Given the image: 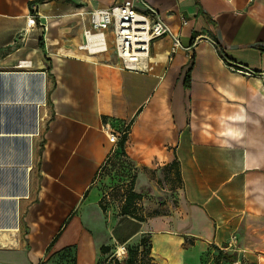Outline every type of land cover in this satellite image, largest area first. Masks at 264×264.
<instances>
[{
    "label": "crops",
    "instance_id": "crops-1",
    "mask_svg": "<svg viewBox=\"0 0 264 264\" xmlns=\"http://www.w3.org/2000/svg\"><path fill=\"white\" fill-rule=\"evenodd\" d=\"M122 1L0 0V79H14L0 80V117L5 105L37 111L48 101L50 109L36 167L21 166L19 221L0 227V264H98L100 246L142 234L158 264H203L232 235L248 264H264V0H144L181 46L172 51L168 36L156 39L141 70L122 68L113 48H79L87 13ZM66 17L82 22L75 47L60 43ZM21 96L32 100L6 103ZM2 133L10 132L0 126ZM110 133L126 137L123 158L144 221L119 213L128 184L117 206H107L98 176L119 149ZM173 163L180 183L168 187ZM12 186L0 144V203L20 198Z\"/></svg>",
    "mask_w": 264,
    "mask_h": 264
},
{
    "label": "rangeland",
    "instance_id": "rangeland-1",
    "mask_svg": "<svg viewBox=\"0 0 264 264\" xmlns=\"http://www.w3.org/2000/svg\"><path fill=\"white\" fill-rule=\"evenodd\" d=\"M46 17H51L53 19H60L62 17V14H54V12H51L49 15H45ZM64 16V15H63ZM68 19H71L69 17L65 18V23H62L59 30L57 32L63 33L62 40H60V43L65 46H74L78 42L76 35L78 31L80 30V27L82 25V22L79 21V18L73 21H66ZM83 19V18H82ZM44 20V19H43ZM82 21V20H81ZM45 26V25H43ZM106 39L108 48L112 50L113 47V35L110 30L105 31ZM75 39V40H74ZM109 56H114V53L110 51ZM3 82H11L14 79L8 78V77H2L0 79ZM29 81L28 78H26V82ZM10 91H8L10 97L12 96V93H14V88L12 83L10 84ZM6 92L2 93V96L5 99ZM25 100L30 101L32 99L21 96L16 99H8L6 103L9 101H15V100ZM10 104V103H8ZM23 104V103H22ZM7 110L3 115L0 117V126L1 129H3L6 132H31L36 131V135L32 136L31 138H27L24 136H17V137H3L0 139L1 147L4 151L7 152L8 155V161L10 165L11 175H12V187H13V195L18 196L20 195V198H17L15 200L7 201L0 203V227L7 226V225H13L15 220L18 223L19 221V215L22 209V203L21 200H24L22 196V192L24 191V173L26 176V171L24 170V173L21 171V166H23V163L28 161L27 156V150L29 148V143H31L30 147V168L36 167L37 160H38V152H39V146L41 143V138L43 136V132L46 128L47 120L49 117V102L47 101L45 103V106H40L37 111L33 108H30L29 106H6L4 110ZM31 139V140H30ZM122 160H124L122 157H118L116 155H113L107 165H105L99 176H98V182L100 184V187L103 192H105L106 195L109 196V202H107V206H110L112 204L116 205L120 202V197L122 194L121 187L125 184H127L131 177L133 176L132 170L128 169L123 165ZM28 175V172H27ZM169 182H166L168 187H176L178 186V182L176 179H170ZM162 186V184H161ZM22 191V192H21ZM106 197V196H104ZM119 206V205H118ZM15 217V218H14ZM11 232V231H8ZM5 233V232H4ZM244 235V234H242ZM151 241V239H150ZM155 244H159V242H154ZM129 244H138L137 242H132ZM151 244L153 242L151 241ZM237 246L240 248L241 242L237 241ZM227 245V244H226ZM120 249L122 250V246H116L111 245L110 252L108 255L103 256L99 260V264H115L112 261H108L112 256H115L116 251ZM125 249V246H124ZM222 250V249H221ZM196 252V253H195ZM198 250L191 251L188 254L189 258L195 257ZM223 252H226L223 250ZM227 255L235 254L238 259H240V264H246L247 261L245 257H243V252H240L238 255L237 253H232L230 251L226 252ZM216 255V251L213 250L211 247L203 256V264H210L212 262L213 257ZM152 256V255H151ZM153 257V256H152ZM113 258V257H112ZM126 258V250L125 254L121 255L120 259L123 260ZM149 257L145 255L143 252H140L135 259V264H148ZM154 259V258H153ZM107 260V261H106ZM155 260V259H154ZM223 264V263H222ZM248 264V263H247Z\"/></svg>",
    "mask_w": 264,
    "mask_h": 264
},
{
    "label": "built area",
    "instance_id": "built-area-1",
    "mask_svg": "<svg viewBox=\"0 0 264 264\" xmlns=\"http://www.w3.org/2000/svg\"><path fill=\"white\" fill-rule=\"evenodd\" d=\"M140 7L143 10H140ZM88 14V26L83 29V43L80 49L88 53L98 54L108 51L105 31L110 30L113 35V51L122 68L127 70H141L142 63L148 58L153 41L168 36L171 40V49L179 48L180 42L177 34L160 18L157 10L144 2V0H123L106 8L92 10ZM35 16H29L28 25H34ZM186 20H182L185 25ZM240 73L250 74L249 71L233 68ZM110 143H117V135H108ZM237 238L232 235L222 251L239 254L244 252L237 246ZM118 249L115 257L120 259L125 254ZM231 264H240L238 257Z\"/></svg>",
    "mask_w": 264,
    "mask_h": 264
},
{
    "label": "trees",
    "instance_id": "trees-1",
    "mask_svg": "<svg viewBox=\"0 0 264 264\" xmlns=\"http://www.w3.org/2000/svg\"><path fill=\"white\" fill-rule=\"evenodd\" d=\"M192 63H193V58H191L190 61V66L186 72L185 75V80H184V86L185 88H188L190 85V71H191V67H192ZM126 137L122 136L120 138V140L118 141V147L119 149H117L116 153L114 155L118 156V157H122L124 156V142H125ZM124 159V158H123ZM109 162V161H108ZM107 162V163H108ZM123 165H125V167H127L128 169L132 170L133 176L131 177L130 181L127 183L128 184V190L125 193V198L123 201V205L120 208V215H125V216H130L133 217L139 221H144V218L141 215H137L136 214V209L138 208L137 206L134 205L135 201L140 199V195L137 193L132 192V185H133V181H134V170L131 166V164L127 161V160H122ZM107 165V164H106ZM105 166V165H104ZM103 166V167H104ZM102 170V169H101ZM166 171V170H165ZM172 173V177H169L168 179V175L170 172ZM165 178H167L168 180L172 179H176V181L178 182V184L180 183V172L178 167L176 166V164H172L169 168V171L165 172ZM179 186V185H178ZM123 196V192L121 194V197ZM105 199V197H103ZM103 199V200H104ZM105 201V200H104ZM103 209L105 206H102ZM151 241H150V236L149 234H142L140 236V238L138 239V244H126L125 245V250H126V258H124L123 260L118 259L115 256H112L110 259H108L107 262L112 261L115 264H135V259L137 258L138 254L140 252H143L145 255H147L149 257L148 259V264H158L153 257L151 256ZM111 246L108 245H102L99 248V251L103 256L108 255V253L110 252ZM213 249L216 251V255L213 257L212 259V264H231L232 262H234L236 260V255L235 254H231V255H227L226 252H223L221 249L213 247ZM99 264V262H98Z\"/></svg>",
    "mask_w": 264,
    "mask_h": 264
},
{
    "label": "bare ground",
    "instance_id": "bare-ground-1",
    "mask_svg": "<svg viewBox=\"0 0 264 264\" xmlns=\"http://www.w3.org/2000/svg\"><path fill=\"white\" fill-rule=\"evenodd\" d=\"M78 54H80L81 56H84V57H89V56H85L84 54H81V53H78ZM92 54V53H91ZM22 74V73H21ZM24 75V74H23ZM11 77V76H10ZM16 81L18 82V83H24L25 84V82H26V77H20V78H17L16 79ZM41 81V80H40ZM43 83V82H42ZM42 83H40V89H41V96L40 97H38V99L35 101V102H37L38 103V105L40 104H43L42 103V101H43V88H42ZM37 98V97H36ZM31 101V100H30ZM30 101H25V100H21V101H9L8 103H10V104H13V103H29ZM34 135H36V131H31V132H25V131H22V132H20V133H2L0 136H24V137H27V138H31L32 136H34ZM31 140V139H30ZM30 147H31V143H29V148H28V150H27V158H28V165H29V167H28V169L30 168ZM26 183V182H25ZM15 218V217H14Z\"/></svg>",
    "mask_w": 264,
    "mask_h": 264
}]
</instances>
